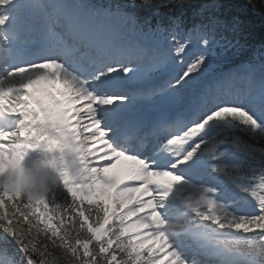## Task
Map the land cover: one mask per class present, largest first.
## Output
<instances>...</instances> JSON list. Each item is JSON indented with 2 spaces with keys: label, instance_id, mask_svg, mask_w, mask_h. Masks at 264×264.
<instances>
[{
  "label": "snow or ice",
  "instance_id": "6c2138e0",
  "mask_svg": "<svg viewBox=\"0 0 264 264\" xmlns=\"http://www.w3.org/2000/svg\"><path fill=\"white\" fill-rule=\"evenodd\" d=\"M134 8L0 0V264H264V63L238 83L220 21Z\"/></svg>",
  "mask_w": 264,
  "mask_h": 264
},
{
  "label": "clouds",
  "instance_id": "9594fccd",
  "mask_svg": "<svg viewBox=\"0 0 264 264\" xmlns=\"http://www.w3.org/2000/svg\"><path fill=\"white\" fill-rule=\"evenodd\" d=\"M33 168L26 167L23 175H18L16 184L17 187L25 194L33 197L47 194L59 183L56 175L47 174L43 181L35 177Z\"/></svg>",
  "mask_w": 264,
  "mask_h": 264
},
{
  "label": "trees",
  "instance_id": "16d2710c",
  "mask_svg": "<svg viewBox=\"0 0 264 264\" xmlns=\"http://www.w3.org/2000/svg\"><path fill=\"white\" fill-rule=\"evenodd\" d=\"M205 1H208V0H205ZM211 1V0H210ZM233 1H236L238 2V6L241 7H235L234 6V9L235 10H243V8L248 11V12H254L256 14L255 17H256V23L257 25L260 24V26L262 28H264V0H233ZM255 5V6H254ZM51 250V249H50ZM56 255H58V253H54Z\"/></svg>",
  "mask_w": 264,
  "mask_h": 264
},
{
  "label": "rangeland",
  "instance_id": "374dc122",
  "mask_svg": "<svg viewBox=\"0 0 264 264\" xmlns=\"http://www.w3.org/2000/svg\"><path fill=\"white\" fill-rule=\"evenodd\" d=\"M99 1H100V0H99ZM105 2H106V1H105ZM95 4H96V3H95ZM100 6H102V7H104V8L108 7L107 5H104V4H100ZM253 66H254V65H253ZM254 68H256V67L254 66ZM34 166H35L34 162L31 163V162H29V159H28L27 164H26V167L34 168Z\"/></svg>",
  "mask_w": 264,
  "mask_h": 264
},
{
  "label": "bare ground",
  "instance_id": "6f19581e",
  "mask_svg": "<svg viewBox=\"0 0 264 264\" xmlns=\"http://www.w3.org/2000/svg\"><path fill=\"white\" fill-rule=\"evenodd\" d=\"M207 13H209L210 15H212L214 13V9H208L207 12L204 14L205 18H208L209 16L207 15ZM240 78V77H239Z\"/></svg>",
  "mask_w": 264,
  "mask_h": 264
}]
</instances>
